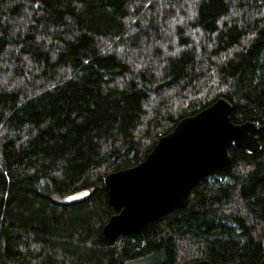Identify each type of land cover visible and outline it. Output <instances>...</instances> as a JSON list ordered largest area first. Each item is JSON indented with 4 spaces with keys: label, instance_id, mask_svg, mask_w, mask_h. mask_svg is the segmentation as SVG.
<instances>
[{
    "label": "trees",
    "instance_id": "trees-1",
    "mask_svg": "<svg viewBox=\"0 0 264 264\" xmlns=\"http://www.w3.org/2000/svg\"><path fill=\"white\" fill-rule=\"evenodd\" d=\"M219 97L260 150L105 238L103 177ZM263 238L264 0H0V264H260Z\"/></svg>",
    "mask_w": 264,
    "mask_h": 264
},
{
    "label": "water",
    "instance_id": "water-1",
    "mask_svg": "<svg viewBox=\"0 0 264 264\" xmlns=\"http://www.w3.org/2000/svg\"><path fill=\"white\" fill-rule=\"evenodd\" d=\"M232 104L224 97L193 115L180 119L161 135L143 160L103 177L114 210L102 227L105 238L128 235L173 209L186 207L201 178L228 164L229 148L249 153L261 148L259 122L231 119ZM88 189L74 192L69 201L87 197ZM264 264V238L262 240ZM185 264H212L207 259Z\"/></svg>",
    "mask_w": 264,
    "mask_h": 264
}]
</instances>
